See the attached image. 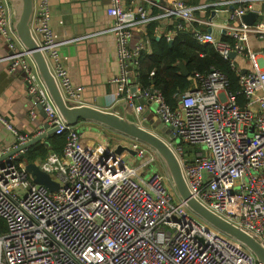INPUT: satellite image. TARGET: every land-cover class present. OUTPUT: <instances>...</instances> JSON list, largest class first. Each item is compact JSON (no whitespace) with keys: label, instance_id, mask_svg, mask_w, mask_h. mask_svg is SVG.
Masks as SVG:
<instances>
[{"label":"built area","instance_id":"2783aa9c","mask_svg":"<svg viewBox=\"0 0 264 264\" xmlns=\"http://www.w3.org/2000/svg\"><path fill=\"white\" fill-rule=\"evenodd\" d=\"M142 1L127 8L123 0H108L120 62V73L111 81L140 124L146 121L144 104L154 102L158 119L173 126V135L158 133L179 158L192 196L264 243V47L257 51L250 46L252 35L264 40V19L259 18L264 0L198 6L184 0L166 5ZM146 4L160 13L153 16ZM208 7L227 11V19L220 23L195 15ZM249 11L259 15L252 24L243 20ZM160 17L205 23L230 35L232 42L212 30L193 31L197 41L213 44L233 67L232 52L249 58L251 71L236 69L240 89L233 92L227 75L216 68L196 71L198 85L176 92L175 106L159 88H142L138 69L143 51H150V39L145 31L135 45L131 41L136 27ZM32 30L65 98L85 103L83 87L74 83L60 51L74 39L56 38L50 0H34ZM0 37L11 51L2 58L10 71L21 69L26 75L31 116L41 106L49 127L65 136L61 152L51 151L37 162L58 182L56 190L34 182L20 160L26 150L0 160V217L5 222L4 231L0 224V264H263L242 243L200 219L166 169L145 171L150 162L163 163L154 148L123 135L120 144L133 150L134 157H148L133 166L108 138L95 147L83 142L78 124H68L59 112L32 56L24 47L17 49L20 40L4 4ZM0 122L15 135L11 147H0V157L32 138L1 112Z\"/></svg>","mask_w":264,"mask_h":264},{"label":"crops","instance_id":"0c3cea01","mask_svg":"<svg viewBox=\"0 0 264 264\" xmlns=\"http://www.w3.org/2000/svg\"><path fill=\"white\" fill-rule=\"evenodd\" d=\"M157 1L166 5L174 0ZM184 1L188 5L198 6L221 0ZM50 2L52 26L56 38L74 39L73 42L61 46L60 51L62 60L71 73L74 83L83 87V101L102 109L123 114L126 107L125 100L121 99L117 84L111 81L120 73V62L117 56L115 36L110 30L114 19L107 13L108 0H50ZM123 3L125 7L129 8L141 4L143 1L123 0ZM0 4H4L6 7V14L14 26L16 21L15 8L9 0H0ZM146 6L153 16L158 15L161 11L155 5L146 4ZM220 9H224V7L222 6ZM195 15L222 23L227 19L228 12L225 10L215 12L214 8L208 7L196 10ZM259 18L264 19V14ZM153 21L152 24L140 25L135 28L131 41L132 46L143 37L145 31L148 35L149 28L152 29L156 39H160L163 35L167 37L170 33H173L175 37L176 30L190 29L194 31L199 28L207 31L212 30L217 37L222 39L226 35L229 40H232V37L226 34L224 30L211 27L205 23L188 22L178 17H160L153 19ZM173 27L176 29H173ZM250 46L257 51H261L264 47V40L252 35ZM22 47V43H18L17 49L20 50ZM10 53L8 44L0 37V112L18 131L27 133L33 138L46 131V115L41 109H37L36 116L34 118L31 116L30 108L33 102L28 92L24 71L21 69L14 72L10 71L9 61L2 59ZM233 63L235 69H242L243 71L253 69L246 55H236L233 58ZM156 107L157 105L154 102L144 104L146 121L148 120V114H152L153 121H157ZM128 110H130L129 107ZM79 123L83 126L82 129L80 128L83 142L89 147L100 145L107 139L108 135L115 132L94 121L81 120ZM52 134H48L38 142L47 143L49 136ZM121 137H123L122 134ZM14 141L15 135L0 122V147H11Z\"/></svg>","mask_w":264,"mask_h":264},{"label":"water","instance_id":"95a60500","mask_svg":"<svg viewBox=\"0 0 264 264\" xmlns=\"http://www.w3.org/2000/svg\"><path fill=\"white\" fill-rule=\"evenodd\" d=\"M9 2H11L12 6L15 8L16 21L13 28L23 47L34 59L40 75L64 120L71 125L78 124L81 120L94 121L119 134L131 139L139 140L154 148L159 153L164 167L174 183L178 194L186 201L188 207L216 229L242 243L260 262L264 264V243L262 241L244 230L242 227L220 216L192 196L179 158L167 141L158 133V131H160L173 135L172 130H175L173 126L166 125L162 120L160 121V119L151 122V127L140 124L134 112L128 110V102L126 100L124 101L126 107L123 114L113 110L102 109L87 103L78 104L68 101L65 98L57 78L50 67L49 61L32 30L34 0H9ZM261 10L264 14V2L261 4ZM258 16V12L249 11L243 15V20L248 24H252L256 21ZM235 56L236 52L230 54L231 58H234ZM180 68L184 74H188V70L184 63H180ZM132 90H135V87H133ZM138 103L144 102L138 101ZM39 109H41L46 115L41 106H39ZM129 115H133L134 118H131ZM45 129L46 131H43L38 136L31 138L18 148L1 156L0 160L21 150H27L31 145L55 131V128L49 127L48 123H46ZM115 151L120 154L124 151H129L133 154L135 153L128 146L120 143L116 145ZM21 156H24V154H21ZM26 167L35 183L45 185L51 190H56L58 188V182L52 179L49 173L42 170L37 162H28L26 163Z\"/></svg>","mask_w":264,"mask_h":264},{"label":"trees","instance_id":"16d2710c","mask_svg":"<svg viewBox=\"0 0 264 264\" xmlns=\"http://www.w3.org/2000/svg\"><path fill=\"white\" fill-rule=\"evenodd\" d=\"M152 21L149 23H154ZM173 29L176 28L173 27ZM176 32V36L170 41L165 35L156 39L152 29H148L150 51H143L141 65L138 69V81L142 88L150 86L159 88L165 99L175 106L174 95L176 92L186 91L198 85L197 79L194 77L196 71L208 72L210 69L216 68L227 75L230 89L233 92L240 89L239 77L231 60L225 59L213 44L197 41L194 32L190 29L176 30ZM223 40L232 42L226 35L223 36ZM180 63L185 64L188 74L182 72ZM152 71H154L153 75H151ZM239 100L242 102L243 97L239 96ZM64 143L65 136L53 133L49 136L47 143L38 142L29 147L20 160L27 163L42 161L51 151L61 152ZM4 223V219L0 217L3 231L5 230Z\"/></svg>","mask_w":264,"mask_h":264},{"label":"rangeland","instance_id":"374dc122","mask_svg":"<svg viewBox=\"0 0 264 264\" xmlns=\"http://www.w3.org/2000/svg\"><path fill=\"white\" fill-rule=\"evenodd\" d=\"M219 8H222L219 7ZM130 116V115H129ZM131 118L134 116L131 115L130 116ZM148 121L144 122V124L146 126H152L151 122H153V118H152V114H148ZM159 120V119H158ZM161 121V119H160ZM81 123H78V127L79 129L83 128V126L81 125ZM168 134V133H167ZM107 138L111 141V144L112 146H114L115 144H118L120 143L121 141H125V138L124 137H121V134L117 133V132H112L110 135L107 136ZM83 140V138H82ZM176 142H179V139L176 141ZM123 156L125 157V159L133 166H137V165H140L144 160H147L148 157L146 158H140V157H134V155L132 153H130L129 151H124L123 153ZM162 161V160H161ZM156 170H165V167L163 165V163H157L156 162H150L148 165L145 166V171L149 174V173H153L155 172ZM199 218L201 219V217L199 216Z\"/></svg>","mask_w":264,"mask_h":264}]
</instances>
